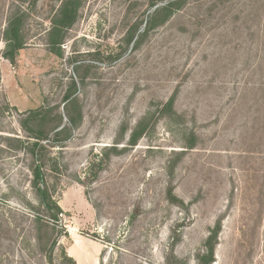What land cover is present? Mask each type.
<instances>
[{
	"label": "rangeland",
	"instance_id": "obj_1",
	"mask_svg": "<svg viewBox=\"0 0 264 264\" xmlns=\"http://www.w3.org/2000/svg\"><path fill=\"white\" fill-rule=\"evenodd\" d=\"M155 1L81 0L56 56L59 1L40 0L16 64L0 59L1 126L19 132L20 113L48 105L64 115L75 83L82 123L47 181L76 264H198L217 220L213 264H264V0H189L136 47ZM29 2L0 0V33ZM172 95L181 119L159 115ZM24 166L0 154V264H49L16 200L29 197ZM61 247L52 264H69Z\"/></svg>",
	"mask_w": 264,
	"mask_h": 264
},
{
	"label": "trees",
	"instance_id": "obj_2",
	"mask_svg": "<svg viewBox=\"0 0 264 264\" xmlns=\"http://www.w3.org/2000/svg\"><path fill=\"white\" fill-rule=\"evenodd\" d=\"M40 0H30L27 9L10 13L6 18V25L1 29L0 39L3 49L0 51V59L7 61L10 65L16 64L17 56L25 48L23 26L29 10L35 8ZM59 5L56 13L51 19V29L48 31L47 45L56 56H61L60 46L65 33L75 23L81 0H58ZM189 0H158L151 3L155 9L149 15L140 40L150 31L167 22L174 14L181 11ZM161 4V6H158ZM127 37V44L135 40L138 28H134ZM76 85L71 84L70 89L63 97L64 115L59 113V106H43L35 110L20 113L17 120L19 132L7 130L1 126V122L8 116V106L0 105V154L11 157L16 161L25 163L27 171L29 197L24 193L16 192L18 206L27 209L30 217V225L35 233L34 240L42 250L47 262L53 263L54 253L59 249L60 238L66 237L65 228L62 225L63 211L58 206L53 196V190L47 181V172L56 169V161L53 152L56 148H62L63 144L71 139L73 131L82 123V114L78 101L75 97ZM175 96L172 95L162 105L159 115L169 119L181 117L174 110ZM145 120V119H144ZM145 124L143 120L130 132L128 145L133 147L143 136ZM52 135V137H49ZM193 148V144L187 146ZM111 151H115L113 147ZM108 153H100L97 156L99 169L107 161ZM53 167V168H49ZM221 232V221L217 220L209 230L208 236L203 243V252L198 254V264H213L214 249L217 245L218 236ZM61 258L69 264H76L67 255L63 247L60 248Z\"/></svg>",
	"mask_w": 264,
	"mask_h": 264
}]
</instances>
